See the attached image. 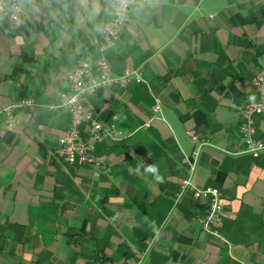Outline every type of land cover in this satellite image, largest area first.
Here are the masks:
<instances>
[{"label":"crops","instance_id":"crops-1","mask_svg":"<svg viewBox=\"0 0 264 264\" xmlns=\"http://www.w3.org/2000/svg\"><path fill=\"white\" fill-rule=\"evenodd\" d=\"M88 48L73 57L74 44L42 23L0 28V106L33 103L15 110L12 131L0 113V264H130L150 241L140 264H264V151L246 154L239 130L264 70V0H160L121 31L105 53L110 71L133 68L140 79L86 99L85 110L123 137L96 145L98 169L63 161L69 115L47 108L81 58L99 57ZM254 121L264 141V114ZM187 131L206 143L194 180L220 191L229 248L201 232L205 201L175 202L194 148Z\"/></svg>","mask_w":264,"mask_h":264},{"label":"built area","instance_id":"built-area-1","mask_svg":"<svg viewBox=\"0 0 264 264\" xmlns=\"http://www.w3.org/2000/svg\"><path fill=\"white\" fill-rule=\"evenodd\" d=\"M121 31H116L109 38L113 41V46L108 47L103 53H98L97 59L86 56L81 58L72 68L67 76V89L60 94L55 104L47 106L51 112H66L69 115V127L58 141V151L63 161L68 165L76 163L92 165L98 169L99 163L94 159V149L103 140L120 141L122 135L104 126L96 117L93 111L85 110L86 99L97 91L108 89L112 86L125 88L130 79L135 77L140 79V72L133 68H127L121 75L115 76L111 73L108 60L105 57L107 51L113 50L120 40ZM105 42L101 40V44ZM252 85L258 95V101L244 107L240 116V135L246 146L245 153L252 158H258L264 151V141L255 138L256 129L254 117L264 114V70L259 71ZM33 103L31 100L22 99L16 104L1 108L0 113L6 115L5 128L7 131L14 130V112L16 109L29 107ZM155 114L159 112L158 104L152 108ZM150 122L142 128H148ZM83 129V130H82ZM84 131V134L82 133ZM186 136L194 145L189 156H184L181 163L186 167L187 177L180 183L179 191L176 195L177 203L183 196L190 194L196 201H205L207 208L204 217L200 220V230L203 234L230 247L229 243L222 235V211L223 204L221 193L216 188L199 187L194 180V175L198 166L200 150L206 145L200 141L194 131H187ZM99 176L96 170L94 177ZM152 248V241L147 245L144 252L137 256L130 264H140ZM92 264H119L107 258H100Z\"/></svg>","mask_w":264,"mask_h":264},{"label":"clouds","instance_id":"clouds-1","mask_svg":"<svg viewBox=\"0 0 264 264\" xmlns=\"http://www.w3.org/2000/svg\"><path fill=\"white\" fill-rule=\"evenodd\" d=\"M160 0H0V28L33 32L43 24L50 37L74 44L76 54L90 56L113 46L109 38L130 24H141ZM101 40L105 43L101 44ZM148 171L155 172V168ZM160 180L161 177L157 176Z\"/></svg>","mask_w":264,"mask_h":264}]
</instances>
